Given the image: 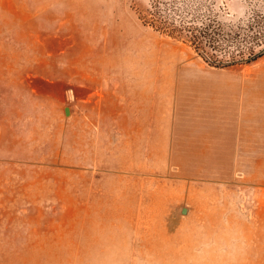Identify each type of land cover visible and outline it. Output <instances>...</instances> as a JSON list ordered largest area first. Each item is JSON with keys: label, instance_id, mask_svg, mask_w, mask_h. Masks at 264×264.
I'll return each instance as SVG.
<instances>
[{"label": "rangeland", "instance_id": "rangeland-1", "mask_svg": "<svg viewBox=\"0 0 264 264\" xmlns=\"http://www.w3.org/2000/svg\"><path fill=\"white\" fill-rule=\"evenodd\" d=\"M0 264H264V0H0Z\"/></svg>", "mask_w": 264, "mask_h": 264}]
</instances>
